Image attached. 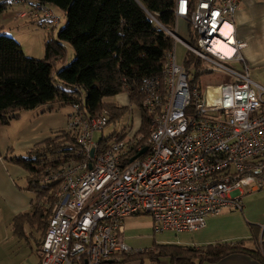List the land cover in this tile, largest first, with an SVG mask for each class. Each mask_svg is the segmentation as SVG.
Instances as JSON below:
<instances>
[{
    "label": "built area",
    "instance_id": "obj_1",
    "mask_svg": "<svg viewBox=\"0 0 264 264\" xmlns=\"http://www.w3.org/2000/svg\"><path fill=\"white\" fill-rule=\"evenodd\" d=\"M240 1H176L175 16L185 20L189 36L168 32L199 66L178 64L172 49L162 76L142 81L139 107L149 115V132L137 147L140 154L129 158L141 138L132 125L102 148L92 133L107 124L106 113L73 110L68 116L66 129H77L79 158L53 175L60 177V196L37 250L38 264L116 261L133 251L123 229L129 216H150L155 233L195 231L227 206L241 209L242 194L264 189V86L249 78L235 37ZM28 15L58 20L44 5L33 4ZM214 72L226 79L202 87L199 77Z\"/></svg>",
    "mask_w": 264,
    "mask_h": 264
},
{
    "label": "trees",
    "instance_id": "obj_2",
    "mask_svg": "<svg viewBox=\"0 0 264 264\" xmlns=\"http://www.w3.org/2000/svg\"><path fill=\"white\" fill-rule=\"evenodd\" d=\"M29 1L60 9L66 20L55 36L52 32L47 34L41 58L27 56L13 36L0 32V124H6L23 110L41 107L40 112H50L65 106L87 116L106 113L107 124L114 123L131 109L106 98L122 92L131 105L140 108L142 81L162 76L166 55L174 48L175 40L168 31L175 30L177 0ZM10 3L0 0V13ZM38 22L48 21L38 19ZM64 42L74 51V57L67 63ZM183 64L186 68L198 66V61L186 51ZM193 73L197 78L198 73ZM127 125L131 126L132 122ZM124 128L101 136L98 143L102 148L107 146L114 137L123 135ZM138 131L141 138L129 151V158L139 152L138 145L144 144L148 136L149 115L143 109ZM79 148L75 128L58 131L26 149L24 155L8 157L7 153L13 149L7 150L4 158L24 169L25 184L21 188L31 195L30 209L12 219L14 234L21 236L23 226L28 224L39 229L43 238L61 190L60 177L53 175L70 160L79 158ZM249 225L252 248L245 247L243 239L203 246L153 243L143 255L142 250L126 252L119 254L116 261H110L146 264L147 260L148 264H158L161 259H167L169 264H196L243 253L264 264V243H258V230Z\"/></svg>",
    "mask_w": 264,
    "mask_h": 264
},
{
    "label": "crops",
    "instance_id": "obj_3",
    "mask_svg": "<svg viewBox=\"0 0 264 264\" xmlns=\"http://www.w3.org/2000/svg\"><path fill=\"white\" fill-rule=\"evenodd\" d=\"M18 8L14 10L15 18H27L17 15L22 11L32 8L33 3L29 0L18 2ZM27 7V8H25ZM6 11V10H5ZM3 13V12H2ZM0 13V14H2ZM29 19H31L29 17ZM184 23V24H183ZM184 25V33L180 29ZM187 24L184 19L177 18L175 23V34L181 39L187 36ZM235 37L240 41V54L243 64L246 66L249 78L254 84L264 86V0H241L234 12ZM184 37V38H182ZM41 109H29L25 117L20 121V114L9 120L6 124H0V264H38V247L42 240V234L34 225L23 226V234L17 236L12 229V219L18 213L30 209L31 195L17 188L14 177L22 175V168L19 165L7 161L4 155L9 148L13 151L25 152L34 144L58 134V131L66 129L68 115L74 108L61 107L59 110L40 112ZM20 118V119H19ZM20 122H19V121ZM18 126L16 131L10 126ZM16 143L17 149L14 147ZM13 193L10 199H6L4 189ZM263 190V189H261ZM255 190L244 193L240 197L241 209L236 210L227 206L218 215L207 217L205 227L195 231H162L153 232L151 227H143V235L146 238H153V243H175L189 246H203L216 242L234 243L244 240V246L254 247L251 240V229L258 230V243H264V191ZM260 194V195H259ZM142 215V214H141ZM130 218V219H129ZM127 217L123 222V229L126 228V221L132 220ZM152 230V233L148 230ZM131 234L125 236V242L131 249H137L140 245L139 236ZM142 249H148L150 247ZM135 248V249H134ZM144 263L148 264L145 260ZM102 264H119L106 261ZM123 264H141L139 261H128ZM158 264H169L167 259H161ZM196 264H262L247 254L232 253L215 261H203Z\"/></svg>",
    "mask_w": 264,
    "mask_h": 264
},
{
    "label": "rangeland",
    "instance_id": "obj_4",
    "mask_svg": "<svg viewBox=\"0 0 264 264\" xmlns=\"http://www.w3.org/2000/svg\"><path fill=\"white\" fill-rule=\"evenodd\" d=\"M18 4L19 3H17V2H11L9 4L8 8L6 9V11L4 10L3 13L0 14V32H4L7 35L13 36L21 44L23 52L27 56H31V57H35V58H41L44 54V40H45L46 36H48L47 34L48 33L51 34V32H52V34L55 36L57 29L62 24H64L66 17L60 9L50 6L52 11L54 12L56 17L58 18V20H56V22H49V20H48L49 23L45 22L44 24H39L38 18L29 19L30 15H28V13L30 10L22 11V12L17 14V15H20L21 17L27 16V18L26 17L25 18H15V15L13 12H14V10H16L18 8L16 6ZM25 8H27V7H25ZM182 26L183 27L180 29V32L184 33L185 28H184V25H182ZM186 31L188 32V35L185 38L182 37L184 39H187L189 36V29L186 28ZM64 45H65L66 50H67L66 56H65V63H67L74 57V51H73L71 45L68 44L67 42H64ZM173 50L175 52L176 62L178 64L184 65L183 63H184V56H185V52H186V47L181 43V41L179 39L175 38ZM232 64L236 65V63H232ZM193 72H194L193 70L190 71V74L192 77H194ZM225 79H226V77H224V75L214 72L211 74H204V75L200 76L198 79V82L202 85V87H205L206 85L207 86L208 85H216ZM106 100L117 102L121 105L127 106L128 108L132 104L128 100L125 92L119 93V94L114 95V96L107 97ZM65 108L70 109V106H65ZM36 109H41V107H37ZM131 109H132L131 111H127L118 121H116L114 123L111 122V123L105 125L104 127L100 128V129L94 130L92 133V139L94 141H97L101 136L106 137L108 134L112 133L113 131L119 132L121 129H123V126L130 124V122H132V131L137 132L136 135H138V133H139L138 130H139V126H140V110L142 108L141 107L138 108L136 105H133V108L131 107ZM27 111L28 110L20 111V113H19L20 118H21V119L19 118L20 121L22 120V117H25V114ZM14 123H16V124H14V126L12 124V126H10V127L13 128L15 131L18 128V126H22V125H20V123L19 124L17 122H14ZM14 147L17 149L16 143H14ZM24 154L25 153H23V152H18V151H13V150L11 152L7 153L8 157H10L11 155H24ZM19 167H21V166H19ZM22 170H23L22 175H18V176L13 178V180L15 181V184L17 185V188L18 187L21 188L25 184V171L23 168H22ZM261 191H264V189ZM4 192H5L4 194L6 196V199H10L13 196V193L11 191H8L7 188L4 189ZM261 194H264V192ZM131 217H132L131 218L132 220H129L130 219L129 218L128 221H126L127 225H126V228L124 230V237L126 235L130 236L131 234H136L135 236H139L140 245L137 249H140V250H136V251L133 250V251H131V253H133V252L138 253L137 251L142 250L144 252L141 253V255H143V254H145L146 249H142V248L151 246L152 242H153V238H151V236H150V239L146 238V236L143 235L142 231H144V230H142V229H143V227H149V226L151 227L152 219L150 216H148L146 214L134 215ZM148 231L152 233L151 229ZM159 234L160 233L155 234L156 237ZM154 241L156 243H158V241H156V239H154ZM263 241H264V239H263ZM121 264H123V263H121Z\"/></svg>",
    "mask_w": 264,
    "mask_h": 264
},
{
    "label": "bare ground",
    "instance_id": "obj_5",
    "mask_svg": "<svg viewBox=\"0 0 264 264\" xmlns=\"http://www.w3.org/2000/svg\"><path fill=\"white\" fill-rule=\"evenodd\" d=\"M216 47L218 49H220V50H223V51L227 52V53L230 52V48L227 45H225V44L216 43Z\"/></svg>",
    "mask_w": 264,
    "mask_h": 264
},
{
    "label": "clouds",
    "instance_id": "obj_6",
    "mask_svg": "<svg viewBox=\"0 0 264 264\" xmlns=\"http://www.w3.org/2000/svg\"><path fill=\"white\" fill-rule=\"evenodd\" d=\"M32 18H35V17H32ZM45 21H47V20H45Z\"/></svg>",
    "mask_w": 264,
    "mask_h": 264
},
{
    "label": "water",
    "instance_id": "obj_7",
    "mask_svg": "<svg viewBox=\"0 0 264 264\" xmlns=\"http://www.w3.org/2000/svg\"><path fill=\"white\" fill-rule=\"evenodd\" d=\"M141 152V151H140ZM140 152L138 154H140Z\"/></svg>",
    "mask_w": 264,
    "mask_h": 264
}]
</instances>
